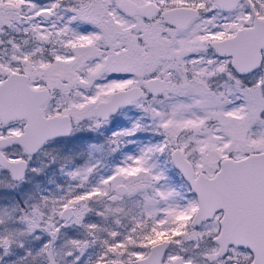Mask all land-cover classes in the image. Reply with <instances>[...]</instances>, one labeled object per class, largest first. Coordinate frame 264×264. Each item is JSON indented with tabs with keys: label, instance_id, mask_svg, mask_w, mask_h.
<instances>
[{
	"label": "snow or ice",
	"instance_id": "1",
	"mask_svg": "<svg viewBox=\"0 0 264 264\" xmlns=\"http://www.w3.org/2000/svg\"><path fill=\"white\" fill-rule=\"evenodd\" d=\"M0 264H264V0H0Z\"/></svg>",
	"mask_w": 264,
	"mask_h": 264
}]
</instances>
